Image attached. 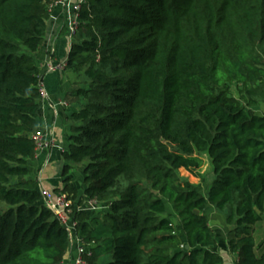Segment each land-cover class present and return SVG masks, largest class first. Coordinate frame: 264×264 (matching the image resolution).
<instances>
[{"label":"trees","instance_id":"1","mask_svg":"<svg viewBox=\"0 0 264 264\" xmlns=\"http://www.w3.org/2000/svg\"><path fill=\"white\" fill-rule=\"evenodd\" d=\"M56 0H0V264H62L70 236L32 174L40 130L44 45ZM66 70L85 77L70 97L61 153L72 200L109 205L77 214L88 264H224L207 210L225 213L237 264H264V0H87ZM236 86L241 99L232 96ZM209 157L203 195L194 174ZM85 164V190L71 172ZM168 205L186 243L166 217Z\"/></svg>","mask_w":264,"mask_h":264},{"label":"crops","instance_id":"2","mask_svg":"<svg viewBox=\"0 0 264 264\" xmlns=\"http://www.w3.org/2000/svg\"><path fill=\"white\" fill-rule=\"evenodd\" d=\"M66 16L67 13L62 7H56L51 10L46 40L39 52L33 57L40 69L42 87L49 94L50 99L49 101L40 100L38 127L40 130L53 133L59 148L49 150L43 153L37 161L34 160L31 163V176L22 179L38 181L40 177V168L43 163L49 159L50 165L41 174V180L42 186L52 191L64 187L63 179L60 174L57 173L55 163L57 162L59 150L63 151L69 146V137L71 135L69 119L74 113L79 112L86 105V100L83 97H70V95L77 90L87 87L83 78L67 70L55 73H48L46 70V64L50 61L63 64L68 60L71 49L65 28ZM76 41L78 42V39ZM59 101L66 102L67 107L59 108L56 115L52 106ZM70 177L73 179L72 176ZM71 186L77 188L73 181L71 182ZM77 190L79 196H82L85 187H83L82 191H80L79 188H77ZM206 215L217 243L215 250L223 257L224 264H237L238 256L230 253L228 250L227 242L229 228L225 223L226 214L216 211L213 207H209ZM175 227L176 233L181 238L183 244H185V236L179 222L175 224ZM75 239L76 238L70 240V250L62 264H74L75 260L79 257L77 250L78 244ZM105 261V259H102L97 264H104Z\"/></svg>","mask_w":264,"mask_h":264},{"label":"built area","instance_id":"3","mask_svg":"<svg viewBox=\"0 0 264 264\" xmlns=\"http://www.w3.org/2000/svg\"><path fill=\"white\" fill-rule=\"evenodd\" d=\"M87 4V0H56L53 8L62 7L66 13L65 28L67 37L70 42V49L77 42V34L82 23L81 13L84 6ZM66 63L48 62L46 64V70L48 73L61 72L66 70ZM40 100L49 101V94L41 86ZM53 110L57 115L58 109L61 107H67V103L59 101L53 104ZM36 148H35V161L39 157L49 150L59 148L55 140L53 133L39 130L31 136ZM50 165V160L47 159L40 168V177L38 179L39 190L43 199V204L48 208L60 221V223L66 228L69 233L70 240L76 238L77 250L79 257L75 260L74 264H88L84 259L85 256H91V249L94 244L85 245L82 241V236L78 232V222L75 219L77 214H89L93 216L102 217L109 210L108 204H103L97 200L92 199H80L72 200L68 195L59 193L52 190H47L42 186L41 174Z\"/></svg>","mask_w":264,"mask_h":264},{"label":"rangeland","instance_id":"4","mask_svg":"<svg viewBox=\"0 0 264 264\" xmlns=\"http://www.w3.org/2000/svg\"><path fill=\"white\" fill-rule=\"evenodd\" d=\"M67 73H69V72H67ZM79 76L85 80V77L83 75H79ZM231 94H232V96L236 97L237 99H241V94H240V92L236 86H233L231 88ZM242 105H243V108L245 109V111L250 116H252V115H264V104H260L257 107L251 108L248 106V104L245 101H242ZM70 126H71V122H70ZM58 153H59V155L57 157V162L55 163V166L57 167V173H59L60 176L62 177V174H61L62 168H63V161H62V157H61L62 151L59 150ZM202 159L204 162L202 169L195 172L193 175L187 173L184 170H181L179 172V176L182 178H186L187 181L189 182V184H191L198 192L205 195L207 190L212 185V183L215 179V176L213 174V167L211 165V161H210L209 157L202 156ZM84 167H85V164L77 166L71 172V176L73 177L72 181L75 183V186L80 189V191H82L83 187H84V183H83ZM168 210L169 211H168L166 217H170L175 222V224H178L179 221H178V219H177V217H176L175 213L173 212L172 207L170 205H168Z\"/></svg>","mask_w":264,"mask_h":264}]
</instances>
